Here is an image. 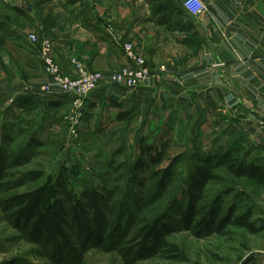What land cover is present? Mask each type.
I'll return each mask as SVG.
<instances>
[{
  "label": "rangeland",
  "instance_id": "rangeland-1",
  "mask_svg": "<svg viewBox=\"0 0 264 264\" xmlns=\"http://www.w3.org/2000/svg\"><path fill=\"white\" fill-rule=\"evenodd\" d=\"M201 1L206 13L205 2L226 0ZM85 2L0 0V153L6 162L0 174V264H264V190L243 178L216 171L220 180L207 185L196 206L204 214L219 198V218L231 210V221L241 219L260 232L228 225L224 236L209 231L198 236L194 226L186 230L180 224L197 157L224 152L235 141L228 149L248 162L244 143L232 141L229 131L248 115L264 117L261 107L246 105L252 96L263 101L262 90L234 89L229 79L223 81L211 67L200 29L191 22L179 29L178 41L170 37L159 41L161 31L155 26L143 27L152 36L159 33L152 41L106 39L107 33L115 36L110 25L118 23V8L113 9L114 16L110 8L95 10L94 21ZM114 2L118 6V0ZM131 12L123 9L126 17ZM101 14L106 15L104 20ZM217 43L218 50L229 55L230 43ZM127 45L148 71L135 84L130 78L137 77L139 67L126 56ZM125 72L131 74L127 80ZM122 79L125 82H119ZM143 89H150L144 98V103L151 99L148 104L124 100ZM28 92L67 99V110L57 112L55 131L33 134L36 106L21 98ZM89 92L83 107L76 109L77 95ZM99 92L106 93L97 94L104 96L105 104L91 107L97 103L90 106L88 101ZM79 113L80 119L73 120ZM118 115H125V120L119 121ZM142 145L162 152L158 168L134 169L142 158ZM167 169L168 180L163 176ZM30 171L43 172L44 177L28 181ZM59 172L74 197L89 187L97 189L104 201L96 212L85 209L81 224L69 219L67 240L39 242L21 224L15 225L12 198ZM162 180L164 190L158 186ZM155 220L171 226L166 241L186 262L168 252L139 260L140 229Z\"/></svg>",
  "mask_w": 264,
  "mask_h": 264
},
{
  "label": "crops",
  "instance_id": "crops-1",
  "mask_svg": "<svg viewBox=\"0 0 264 264\" xmlns=\"http://www.w3.org/2000/svg\"><path fill=\"white\" fill-rule=\"evenodd\" d=\"M114 1L116 0H86L85 2V7L91 8L93 20L95 10H101L102 13L106 8H110L112 10L111 15L114 16L113 9L118 8V23L116 25L114 23L109 24L113 27L115 36H110L107 33L104 35L106 39L117 38L124 41L133 40L134 42L152 41L151 38L153 36L157 38L159 33H153L152 36L150 31L143 27L155 26L161 31L159 41H165L167 37L178 41L179 29L191 22L193 26H198L200 29V34L209 52L207 55L213 63L211 67L217 68L215 71L220 73L223 81L229 79L227 82L234 89L251 90L253 93L262 90L260 93L263 101L260 102L255 96H252L246 105L261 107V110L264 111V2L241 3V1L229 2L227 0L205 2L208 12L198 17H191L182 8L183 0H118V6L114 4ZM247 8H256L257 12H248ZM123 9L132 12L126 17L123 15ZM237 10L241 12H236ZM228 11L231 13H223ZM103 16L106 15L101 14L104 20ZM115 18L111 17L113 22H116ZM92 19L91 22L95 24V20ZM181 35L183 34H179V36ZM217 42L230 43V45L228 44L231 51L229 55L224 56L225 54L218 50ZM150 59L152 60V57ZM149 88L153 87L150 86ZM150 89H143L139 92L141 95L137 93L133 96L130 93V96L126 95L124 100L129 102L128 100L133 98L134 103L146 105L151 100L149 99L144 103V98L147 97ZM100 93L106 94L99 92L93 95L88 104L90 106L93 103L97 104H93L91 107H100L105 104L101 99L104 96L97 95ZM21 98L26 99L27 104L32 102L36 106L37 112L32 113L37 116L35 117L36 120L33 121L35 122V129L33 130L35 133L33 134L36 137L40 136L41 133L47 134L49 131H55L56 123L60 120L57 112L62 109L67 110L69 106L67 99L52 93L32 94L28 92ZM14 109L21 110L19 108ZM248 111H251L250 107ZM235 127V129L231 127L229 131L230 139L233 141L232 138H235L236 141L244 143L246 158L249 157L248 162L264 167V117L258 119L248 115L238 124L236 123ZM234 143L235 141L227 146L226 150L233 148ZM221 148L219 147V149Z\"/></svg>",
  "mask_w": 264,
  "mask_h": 264
},
{
  "label": "trees",
  "instance_id": "trees-1",
  "mask_svg": "<svg viewBox=\"0 0 264 264\" xmlns=\"http://www.w3.org/2000/svg\"><path fill=\"white\" fill-rule=\"evenodd\" d=\"M22 106V105H20ZM119 121L125 120V115H118ZM127 116V115H126ZM142 158L139 159L134 169L141 172L147 167L158 168L163 162V154L157 151L156 147L141 146ZM147 158L146 160L144 159ZM6 168V162L0 153V174ZM224 170L234 178H243L256 187L264 190V167L252 162H245L236 157L233 150H225L221 153L204 154L196 158L195 165L189 178V185L186 192V208L182 212L180 224L186 230L193 226L198 231V236L206 232H212L224 236L228 225H237L246 228L252 234L260 232L262 229H256L241 219L231 221L233 211H229L226 217H220V200L216 199L207 211L202 214L197 209V203L202 200L207 185L210 182L220 180L216 171ZM158 175L155 173L154 177ZM163 176L170 178V169H167ZM44 177L40 171H30L25 178L28 181L35 182ZM165 180L159 182L160 190L166 187ZM15 207L16 226L21 224L24 230H28L30 236L40 242L41 238L48 241L67 240L65 228L71 219L77 224L85 221V209L98 211L104 197L95 188L85 187L79 197H74L68 189L67 182L62 175L58 173L55 177L46 175L41 185L17 194L12 198ZM86 207V208H85ZM172 228L169 225L162 224L161 220H155L152 225H146L140 229L143 237V243L138 250L139 260H150L163 252L176 253L180 262H186L181 253H177L174 246L167 243L166 238L171 235ZM37 241V242H38ZM97 241H95L96 243ZM145 242V243H144Z\"/></svg>",
  "mask_w": 264,
  "mask_h": 264
},
{
  "label": "built area",
  "instance_id": "built-area-1",
  "mask_svg": "<svg viewBox=\"0 0 264 264\" xmlns=\"http://www.w3.org/2000/svg\"><path fill=\"white\" fill-rule=\"evenodd\" d=\"M182 8L191 17H198V16L204 14L205 13V10H206L205 9V6H204V4L202 3L201 0H183L182 1ZM34 38L35 37L33 36V40H34ZM130 48H131V46L130 45H127L125 47L124 52L126 53V56L128 57V59L131 60V63L134 64V65H136V67L137 66L139 67V69L137 71V72H139V73H137V77L133 74L132 75L133 77L130 78V81L132 82L130 84H135L136 82L134 83V81L135 80L138 81L142 77H145L147 75L148 71H147V67L145 66V61L142 60V59H140V58H138L139 56L135 52H132L130 50ZM49 65H51V62L49 63ZM130 75H131L130 73L125 72L124 75H123V77H124L123 79L128 78ZM123 79L122 80H119V82L124 81ZM90 92L89 93H83L82 96H78L77 95L76 100L73 102V106H75L76 109L82 108L83 107V104H84V101L88 97V95L90 94ZM81 116H82V113L81 114L79 113L78 115H76L73 118V120L75 119L76 121H78V119H80Z\"/></svg>",
  "mask_w": 264,
  "mask_h": 264
}]
</instances>
